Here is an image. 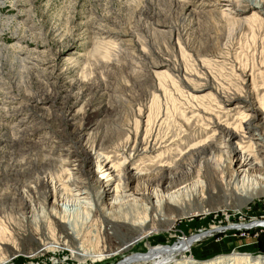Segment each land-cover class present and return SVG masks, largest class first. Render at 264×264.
Wrapping results in <instances>:
<instances>
[{
  "label": "rangeland",
  "instance_id": "obj_1",
  "mask_svg": "<svg viewBox=\"0 0 264 264\" xmlns=\"http://www.w3.org/2000/svg\"><path fill=\"white\" fill-rule=\"evenodd\" d=\"M263 40L264 0H0V195L9 197L0 200V216L20 208L21 191L31 188L40 199L48 186L42 177L69 184L72 168L54 172L46 160L52 151L58 161L68 151L82 156L85 140L75 144L81 134L99 140L112 164L122 161L125 141L145 140L166 153L162 165L173 167L198 142L239 125L227 97L240 109L256 101L264 111ZM239 68L254 70V79ZM154 155L137 156L135 172L150 171ZM212 192L204 211L126 246L113 239L108 255L100 225L88 221L73 237L52 225L57 238L48 240L46 254L47 228L36 230L39 243L15 240L22 253L3 250L0 264H81L76 259L89 250L102 258L86 264H123L211 228L220 230L187 249L182 262L264 259V196L242 206L225 190ZM245 224L252 225L238 228Z\"/></svg>",
  "mask_w": 264,
  "mask_h": 264
},
{
  "label": "bare ground",
  "instance_id": "obj_2",
  "mask_svg": "<svg viewBox=\"0 0 264 264\" xmlns=\"http://www.w3.org/2000/svg\"><path fill=\"white\" fill-rule=\"evenodd\" d=\"M245 69H240V76L245 79L247 77L254 79V70L248 72ZM258 72L259 77L264 79V61L258 68ZM227 98L225 102L229 106L233 105V111H236L241 117L239 125L234 128L225 127L215 139L198 142L191 148V151L183 154L173 167L162 165L161 162L166 153L159 152L160 148L155 147V142L150 145V142L145 140L135 141L134 144L132 143L133 145L125 141V144L120 148L122 161L118 164H112L108 157L101 155L103 146L99 140H91L90 136L85 139L83 134L79 135V142L75 143L81 145L82 140H85L80 147L82 151L80 157L76 155V152L68 151L65 160L54 159V161L51 158L53 151L50 152V149V156L46 161L53 162L56 169L54 172L71 167L73 172L69 176L73 180L69 177L71 180H67L68 185L56 186L57 184L55 185L51 177H42V181L48 186L40 199L35 196V192L31 188L27 189L25 193L21 191V194L15 191L20 197L21 206L15 213L13 212V216H9L11 213L3 217L0 216V256L3 255V250H8L14 255L22 253L15 244V240L24 241V244L28 245L39 243L36 239L39 233L36 235V230L44 232L47 228V233H51V235L47 234L46 237H42L43 245L40 243L42 247L44 246L43 250L45 249L42 253L46 254L49 251L48 240L56 237L57 233V230L55 231L51 227L52 225L55 226V229L61 227L64 233L68 231L67 236L73 237L78 226L86 225L85 223L88 221H93L92 223L96 227L100 225L103 237L101 242L108 244L105 247H109L108 251L103 250V252L108 255L110 248L115 243L112 242L113 239L119 241L121 244H118L119 247L126 246L127 241H135L134 238L141 240L166 230L177 217L182 218L191 212L204 211V205L213 196L212 191L214 190L221 189L229 192L240 205L264 196V111L256 105V101L251 102L248 109H240L243 106L237 105L235 100L231 99L232 97ZM30 119L35 120L32 118L28 120ZM138 123L139 120L136 125H139ZM206 125L208 126V123ZM119 134L121 136V133ZM150 135L152 134L150 133ZM148 151L155 152V155L150 159L153 167L147 166V168H151L150 171L135 172L133 166L136 161L134 159L139 155H146ZM69 185L72 188H69ZM2 195H0L1 202L9 199L8 196ZM58 202L68 204L60 203L62 205L58 207ZM94 214L99 217L100 220L96 217L99 222L94 219ZM52 221L55 223L53 224ZM24 225L29 228L28 231H24ZM251 225H238V228L244 229ZM218 230L220 229L211 228L208 232L190 236L172 246L150 248L147 254L131 257L127 263L123 264H137L138 262L140 264H264V259L235 254L204 262H190L188 259L182 262L181 255L187 249L207 236L208 233ZM96 235L99 234L96 233ZM60 236L61 234L59 238ZM61 243L60 245H62ZM9 244H13V246L10 247ZM55 246H57L56 243ZM99 252V250L97 252L89 250L82 256L79 254L76 261L81 264H86V260L98 261L102 258V254H98ZM188 261L189 263H187Z\"/></svg>",
  "mask_w": 264,
  "mask_h": 264
},
{
  "label": "trees",
  "instance_id": "obj_3",
  "mask_svg": "<svg viewBox=\"0 0 264 264\" xmlns=\"http://www.w3.org/2000/svg\"><path fill=\"white\" fill-rule=\"evenodd\" d=\"M261 243H263L262 240H261L260 244H261Z\"/></svg>",
  "mask_w": 264,
  "mask_h": 264
}]
</instances>
